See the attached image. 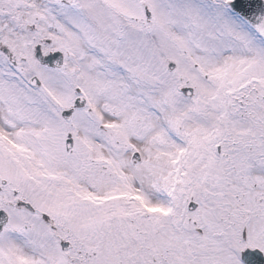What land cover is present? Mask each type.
Masks as SVG:
<instances>
[{
	"label": "snow or ice",
	"instance_id": "snow-or-ice-1",
	"mask_svg": "<svg viewBox=\"0 0 264 264\" xmlns=\"http://www.w3.org/2000/svg\"><path fill=\"white\" fill-rule=\"evenodd\" d=\"M0 264H264V0H0Z\"/></svg>",
	"mask_w": 264,
	"mask_h": 264
}]
</instances>
